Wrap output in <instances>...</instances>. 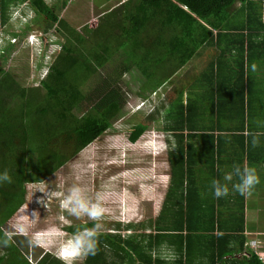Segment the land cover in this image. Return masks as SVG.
Wrapping results in <instances>:
<instances>
[{"label":"trees","instance_id":"obj_1","mask_svg":"<svg viewBox=\"0 0 264 264\" xmlns=\"http://www.w3.org/2000/svg\"><path fill=\"white\" fill-rule=\"evenodd\" d=\"M60 1L50 5L45 0H0L3 23L9 20L12 5L29 2L40 28L47 31L57 25L65 36L62 52L38 86L43 94L39 88L21 87L0 63V172L7 170L12 177L11 183L0 184V243L6 245L9 253L0 255V264H62L46 250L29 260L28 249L35 244L29 242L25 246L22 240L14 241L12 235L19 233H11L6 224L25 202L24 180H44L123 117L127 99L119 81L124 73L132 72L129 80L135 82L137 72L142 81L140 92L149 85L155 88L164 84L165 81H151L157 68L173 64L170 78L214 43V30H255L248 36V48L257 42L264 49V35L259 33L264 31V0H128L82 31L60 18L67 0ZM238 2L241 7L235 8ZM256 3L262 4L261 10H256ZM245 5L253 11L240 21L238 15L245 12ZM223 36L226 35L217 34L218 45H222ZM90 39L92 42L87 41ZM229 43L238 45L236 39L230 38L228 49L222 48L215 61L194 74L187 85V106L182 103V92L166 108L164 127L174 134V146L168 150L171 182L153 228L138 235L134 225L128 223L127 229L134 230L131 235L110 230L97 232L96 253L88 255L82 264H264L255 252L250 259L236 255L243 251L248 237H255L245 233L244 196L237 199L238 208L229 210L230 222L216 200L199 194L194 186L198 184L197 174L205 170L193 164L202 159L195 146L198 139L201 146H211L204 147L205 152L215 161L219 158L215 147L221 143H216L215 124L218 129L235 132L241 130L240 121L242 128L245 125L240 112L224 119L227 125H223L220 113L222 97L239 87L245 103V91L238 81L222 85L225 54L233 51ZM120 50L126 57L85 92L83 70L90 77ZM234 63L238 67L237 57ZM129 80L124 79L128 85ZM259 88L264 90V86ZM153 91L157 93V88ZM15 97L21 99L15 100L17 105L12 108ZM85 105L87 112L77 116V107ZM149 122L136 123L130 140L136 141L144 134ZM213 160L203 159L202 165L212 166L215 171ZM95 223L80 221L77 227L70 228H93ZM163 243L172 246L175 258L169 262L154 257V248Z\"/></svg>","mask_w":264,"mask_h":264},{"label":"rangeland","instance_id":"obj_2","mask_svg":"<svg viewBox=\"0 0 264 264\" xmlns=\"http://www.w3.org/2000/svg\"><path fill=\"white\" fill-rule=\"evenodd\" d=\"M16 5L18 4H14L9 8V20L6 23H2L0 19V38L4 39L5 36L11 40H16L13 45L8 44L7 40L1 44L0 63L4 69L11 73L21 87L24 86L27 89L39 88V91L43 94L44 90L38 86H40L41 80L47 76L49 66L53 61L51 51L59 50V43L55 46L51 43H45L47 38L44 36L42 43L37 39L38 41L34 45L27 44L21 35L22 33L18 34V31L22 30L23 25H25V20L17 14L14 16L12 14V10ZM239 5V3H236L234 7L237 8ZM108 7L110 6L106 5L103 8ZM71 10V13H74L77 8ZM65 13L64 20L80 31L87 24L96 25L99 22V17L96 20L89 19V21L74 22L68 17L71 13ZM31 15H34V11L31 13L28 10L27 19L29 21H31ZM34 26L38 27L36 24ZM39 29L41 28L39 27ZM48 30L58 41H65V36L58 30L57 25L50 27ZM32 32L35 33V36L43 33L37 30ZM87 41L92 42V39ZM1 49H5V51L2 52ZM39 52H47L50 58H44L42 54H38ZM125 57L126 53L123 50L118 51L90 77L84 69L82 72L85 80L83 87L86 90H83L88 92L111 70L117 67L118 63ZM41 58L44 61H39ZM206 65L207 61H199L196 57L170 78L168 75L175 68L173 64L161 65L157 68V72L151 81H165V83L155 88L149 85L150 87L143 90V92L139 91L142 81L137 72L134 74V77H137L135 82L129 80L132 78L130 76L132 72L124 73L119 81V85L122 87L127 99L123 117L47 178L29 183L25 204L7 221L8 230L11 233L14 230L19 233L12 235L14 241L22 240V244L25 246L29 242L35 244L31 247V250L28 249L31 251L29 260H32V255H37L40 251L56 252L59 243H61L60 234L65 233L63 230L65 225L69 224L72 228H75L80 221H93L87 216L77 218L68 209L62 207L69 190L74 186L80 187L85 198L90 203L99 204L103 210L101 218L95 221L94 227L98 225L97 232L110 230L122 235H131L134 230L127 229L126 225L129 222L134 225L132 228L137 231L135 233L138 235H142V231L148 232L153 228L163 208L165 194L171 182L168 150L169 145H172L171 142L174 140V134L164 129L166 108L176 98L177 92L184 83L189 81V76L200 73ZM148 68L153 69L151 66H148ZM124 79L129 80V85ZM156 88L159 96L157 99L158 105L154 113H150L148 101H153V97L150 95L155 94L153 90ZM20 99L15 97L11 107L17 105H14L15 100L20 102ZM146 100V104L141 106L142 101ZM87 108V105L77 107V116L86 113ZM150 117L154 119L150 121ZM141 121H150V124L144 134L136 141H131L129 137L131 130L136 123ZM151 152H154V154ZM59 195L64 198L62 202ZM257 199L262 201L264 207V183L263 192L258 195ZM34 212L37 213L34 214ZM248 217L250 220L248 228L264 229V208L260 212L249 214ZM256 237L258 239L251 240V242L249 240L246 243L254 247L257 246V241L264 243V232H257ZM248 238L251 239L252 237ZM249 246L246 245L245 247V251L249 254V256H246L247 259H250L254 252L253 248ZM170 253L171 251L165 249L164 254L169 255ZM259 253L262 254L264 251H259ZM3 254L9 255L6 245L0 243V255Z\"/></svg>","mask_w":264,"mask_h":264},{"label":"crops","instance_id":"obj_3","mask_svg":"<svg viewBox=\"0 0 264 264\" xmlns=\"http://www.w3.org/2000/svg\"><path fill=\"white\" fill-rule=\"evenodd\" d=\"M45 1L50 5L58 4L61 2L60 0ZM127 1L128 0H67V5L64 8L65 11H63V9L62 12H60V18L64 19V15L66 14L65 12L71 13L72 8H77L76 12L71 13L70 16H68L72 19V21H89V19L96 20V18L98 17V20L100 21L101 17L108 15L111 11H114ZM239 4V7H241V2ZM256 4V10H261L263 7L262 4ZM106 5H109L110 8H103ZM242 8L245 9V12H241L240 15H238V19L240 21L247 18V13L249 11H253L249 5H245ZM96 13L98 14L96 15ZM85 27L86 25L83 28ZM254 32L255 30L242 32L240 30L234 31L233 29H225L224 31H220L218 33L217 30H214V43L201 51L199 54L198 60L207 61L208 65L211 61H215L222 48L228 49L226 43L229 42L230 38L236 39V43L238 45L229 43V47H231L233 51L231 53L227 52L225 54V59L223 61L224 71L222 72L221 79L224 80V83L222 84L223 86H230L233 85L235 81H238V84L245 91V103L242 102L243 97L240 94V91L242 89L239 87L235 91H232V94H226L222 97V106L220 108V113L222 115L223 125H227V121L224 119H231L234 113L240 112V117L245 118V125L242 128V121H240L241 130L235 132L218 129L215 124L216 129H214L213 133L215 134V137H218L215 138L216 143L218 140L221 141V143L218 144L217 147H215L216 151L219 150V158L214 161L212 157L205 152V148L211 149V146L205 144L204 148L203 146H201V144L199 143L201 141L198 139L195 146H197L198 148V156L202 159H200V161H195L193 164H195V166L199 169H205L204 172L201 171V173L197 174L198 184L194 185L197 191L201 195H208L214 198L216 200L218 208L221 212H223V216H226V221L230 222H232V219L228 216V212H230L229 210L238 208L240 206L237 202V199L241 195L234 192L232 190V183H229L228 196L217 199L213 195L211 181L213 179H219L223 183L224 173L232 171L234 165H239L241 167L247 165L256 169L257 174L260 177V183L256 185L253 190V194L250 197H244V208L245 233H253L254 235H257V232H264V229L248 228V223L250 224L248 215L251 213L254 214L256 212H260L264 208L262 206V201L257 199L258 195L263 192L264 183V90L259 88L261 86H264V49L263 46L259 45V43L257 42L256 44L248 48V36ZM259 33L264 35V31H259ZM217 34L226 35L222 37V45H218ZM259 38H261V36ZM236 57L238 58L239 62L238 67H236V64L234 63ZM230 58H232L231 62ZM252 63H255L257 65V71L255 72L251 71L250 66ZM246 65L248 66L247 70ZM193 76L195 75L192 74L189 76V81L184 83L177 94L182 92H186L187 94L189 93V91H186L187 85L193 81ZM244 85L247 87V89H249L248 92ZM214 111L217 112V109H214ZM207 133H210V131H207ZM219 134H222V136L219 137ZM254 138L258 141L255 146L253 145ZM203 159L209 161L213 160L215 163V171H213L212 166L208 167L206 165H202ZM214 163L212 165H214ZM202 182L207 183V185L202 184ZM219 201L221 202L219 203ZM148 232H150V230ZM255 237L251 239L248 238L247 241L249 242V240L251 241L258 239L257 237ZM171 248L172 246L170 244L163 243L157 248H154L153 253L156 254H154V257H160L168 261L171 260L172 257L174 259L175 257L173 256V254H171ZM165 249H168L169 251H171V253L169 255L164 254ZM244 251L245 248L243 249V251L239 252L236 255L239 256L242 253L244 254ZM204 261L206 260L204 259Z\"/></svg>","mask_w":264,"mask_h":264},{"label":"clouds","instance_id":"obj_4","mask_svg":"<svg viewBox=\"0 0 264 264\" xmlns=\"http://www.w3.org/2000/svg\"><path fill=\"white\" fill-rule=\"evenodd\" d=\"M110 8V7H109ZM29 12L33 13V8L30 7L28 2H24L21 4L16 5L13 10L12 14L13 16L15 14L21 16L25 20V25H23L22 30L18 31L19 35L21 34L24 41L27 44L34 45L39 39L40 42L42 43V38L45 36L47 39L45 40V43H51L53 46L57 45L59 43V50H53L51 51L53 61H51V65L49 66L48 72L51 69V66L59 56V54L63 50V42L58 41L57 38L54 37L52 33L49 32V30H43L42 28L39 29V26L36 24L35 20V11L34 15L30 16L31 21L27 19V14ZM1 10H0V19H1ZM2 22V21H1ZM34 22V23H33ZM3 23V22H2ZM28 23V24H27ZM37 25L38 27H35L34 25ZM33 30H37L41 33L39 36H35V33H33ZM23 31V32H22ZM33 37V38H32ZM16 38V37H15ZM31 39V42H30ZM7 40L8 44H15L16 40H11L8 37L4 36V39L0 38V46L1 44L4 43V41ZM2 52L5 51V49H1ZM39 55L42 54L44 58L49 57L50 55L47 52H39ZM39 61H44L43 58H41ZM247 65H246V70H247ZM251 71L255 72L257 71V65L255 63H252L251 66ZM48 74V73H47ZM43 80V79H42ZM41 80V81H42ZM153 101L150 102L148 101V105L150 106V111L153 112L157 106V93H155L153 96ZM142 105H145L146 101H142ZM182 103H184L185 106H187V93H183V99ZM140 106V107H141ZM258 143V141L254 138L253 139V145ZM172 145L174 146V140L171 142ZM169 147V148H170ZM154 154V152H151ZM12 182V177L9 175L8 171L5 170L3 172H0V184L3 183H11ZM38 182V181H35ZM229 183H232V190L236 193H239L241 196L244 197H250L253 194V190L260 183V177L257 174V171L254 167L251 166H239V165H234L233 170L230 172H225L223 175V183L219 179H213L211 181V188L213 190V195L215 198L219 199L221 197H226L229 194ZM27 193V192H26ZM61 197V202L64 200V198ZM26 202V199H25ZM25 202L21 205L23 206ZM62 207L65 209H68L71 214L76 216L77 218H80L81 216H87L89 219L93 221H98L103 213V210L99 206V204L96 203H90L84 196L83 190L78 187L74 186L72 187L65 200L63 201ZM37 212H34V214ZM131 223V222H129ZM71 225L67 224L64 226L63 230L65 233L60 234V240L61 243H59V248L56 252H51L55 257L60 259L62 261V264H76V263H82L84 260L87 258L88 255H95L96 253V246H97V228L98 225L94 228H84L81 231H73L71 230ZM64 239V240H63ZM63 240V241H62ZM258 241L257 246L259 247V250L263 251L264 248L261 247L264 243ZM58 247V246H57ZM254 250V249H253ZM255 253H257L254 250ZM259 256V254L257 253ZM228 257V256H227ZM232 257V256H230ZM260 259V257H259ZM261 260V259H260ZM222 264V263H219Z\"/></svg>","mask_w":264,"mask_h":264},{"label":"built area","instance_id":"obj_5","mask_svg":"<svg viewBox=\"0 0 264 264\" xmlns=\"http://www.w3.org/2000/svg\"><path fill=\"white\" fill-rule=\"evenodd\" d=\"M251 242V241H250ZM261 243V242H260ZM259 243V244H260ZM246 245H248L249 246V243L248 244H246ZM249 247H251V248H253L258 254H259V257H260V259H261V261L264 263V253H259V251H261V250H259V247L258 246H256V247H254V246H249ZM264 251V250H263ZM245 253L243 254H241V255H239V257H242V258H244V257H246V256H249V254L246 252V251H244Z\"/></svg>","mask_w":264,"mask_h":264},{"label":"flooded vegetation","instance_id":"obj_6","mask_svg":"<svg viewBox=\"0 0 264 264\" xmlns=\"http://www.w3.org/2000/svg\"><path fill=\"white\" fill-rule=\"evenodd\" d=\"M25 182H24V188L25 189H27V186H28V184L29 183H31V182H35L33 179H26V180H24ZM6 209H7V207H6Z\"/></svg>","mask_w":264,"mask_h":264}]
</instances>
